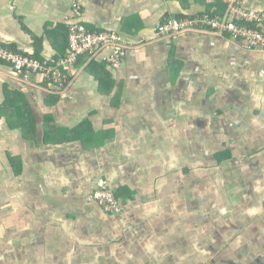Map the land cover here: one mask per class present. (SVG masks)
Segmentation results:
<instances>
[{
    "label": "crops",
    "instance_id": "1",
    "mask_svg": "<svg viewBox=\"0 0 264 264\" xmlns=\"http://www.w3.org/2000/svg\"><path fill=\"white\" fill-rule=\"evenodd\" d=\"M75 1L0 0V41L38 58L72 22L134 44L117 68L80 57L64 88L0 60V264H264V50L155 37L215 0ZM100 178L120 213L89 199Z\"/></svg>",
    "mask_w": 264,
    "mask_h": 264
},
{
    "label": "built area",
    "instance_id": "2",
    "mask_svg": "<svg viewBox=\"0 0 264 264\" xmlns=\"http://www.w3.org/2000/svg\"><path fill=\"white\" fill-rule=\"evenodd\" d=\"M72 8L80 15L78 2ZM264 22V10H245L239 3L230 2L223 12H201L191 15L165 17L156 28L155 37L170 38L182 32L208 30L217 35H226L242 41L248 50H264V31L259 24ZM67 51L64 55L38 58L26 54L0 41V60L9 64L22 79L40 75L59 88L66 87L80 57L87 62L99 59L104 64L117 68L128 49L134 44L112 30L88 29L81 22L68 24ZM103 211L110 214L121 212L122 206L114 190L104 178L97 180L89 195Z\"/></svg>",
    "mask_w": 264,
    "mask_h": 264
},
{
    "label": "trees",
    "instance_id": "3",
    "mask_svg": "<svg viewBox=\"0 0 264 264\" xmlns=\"http://www.w3.org/2000/svg\"><path fill=\"white\" fill-rule=\"evenodd\" d=\"M226 6H227V4L223 0H215L213 6L210 8V12L221 13V12L224 11V9L226 8ZM92 61H94V60H91L88 63H90ZM220 154H221L220 159H224L225 157H227L229 155L228 152H226V153H220Z\"/></svg>",
    "mask_w": 264,
    "mask_h": 264
}]
</instances>
